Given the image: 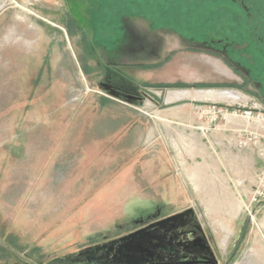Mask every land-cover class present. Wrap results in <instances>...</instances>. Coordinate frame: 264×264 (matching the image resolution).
Instances as JSON below:
<instances>
[{"label":"rangeland","instance_id":"1","mask_svg":"<svg viewBox=\"0 0 264 264\" xmlns=\"http://www.w3.org/2000/svg\"><path fill=\"white\" fill-rule=\"evenodd\" d=\"M241 1L246 13L240 0H0V264H78L80 250L122 235L155 205L194 209L220 264H264V207L249 216L235 196H211L206 178L190 182V151L170 145L177 125L159 123L185 102L150 99L227 87L255 99L200 48L213 32L239 45L244 66L264 72V0ZM125 26L143 45H159L156 54L130 53ZM128 52L129 65L121 62ZM175 52L177 64L162 67ZM189 71L196 82H172ZM179 84L186 87H164ZM136 85L151 89L149 99L128 100ZM163 153L171 175L159 166Z\"/></svg>","mask_w":264,"mask_h":264},{"label":"flooded vegetation","instance_id":"2","mask_svg":"<svg viewBox=\"0 0 264 264\" xmlns=\"http://www.w3.org/2000/svg\"><path fill=\"white\" fill-rule=\"evenodd\" d=\"M210 1L222 6L227 5V0ZM240 2L243 12L246 13L244 2ZM123 29L133 40L130 53L156 54L154 51L159 45H143L141 38L130 32L128 26ZM222 31L223 29H218L216 33ZM200 48L220 59L252 88L253 96L264 109V72L255 73L252 68L243 65L245 57L237 43H230L226 37L216 39L215 34L211 32ZM130 53L122 59L123 64L129 65L126 57L130 56ZM107 88L116 92L115 87ZM80 251L76 256L79 258L78 264H220L213 237L192 208L168 212L164 206L155 205L150 212L130 222L122 235L106 242L92 243Z\"/></svg>","mask_w":264,"mask_h":264},{"label":"built area","instance_id":"3","mask_svg":"<svg viewBox=\"0 0 264 264\" xmlns=\"http://www.w3.org/2000/svg\"><path fill=\"white\" fill-rule=\"evenodd\" d=\"M193 112V130L199 138L222 136L229 160L242 152L241 163L230 168L228 184L232 196L241 200L242 211L251 216L264 207V109L255 99L241 96L204 102ZM211 153L218 158L214 149Z\"/></svg>","mask_w":264,"mask_h":264},{"label":"crops","instance_id":"4","mask_svg":"<svg viewBox=\"0 0 264 264\" xmlns=\"http://www.w3.org/2000/svg\"><path fill=\"white\" fill-rule=\"evenodd\" d=\"M169 55H173L170 60H168L167 62L164 63V66H167L170 63H175L177 64V59L178 58V53H170ZM155 62V61H154ZM185 64V65H183ZM178 65L180 67H187V63H184L182 61L178 62ZM189 73V78H187V74ZM187 74L183 73L182 76H178V79L175 77L176 80H172V82H185V83H192V82H196L197 81V77L198 75L195 73L193 74L192 71L188 72ZM145 83L148 81H144ZM139 85L134 86V88H136L132 93H130L131 95L128 96V100H130L131 102H135V103H139L141 102V100L143 101V99L147 98L149 99V96L145 93V91H148V93H150L151 89L149 87H145V89H141L144 92H141L140 88L138 87ZM116 89H118V91H123V89L119 88V87H115ZM138 88V89H137ZM224 88V87H223ZM228 89L225 90L224 92L226 93H222V92H195L193 94L190 95H183L182 92H179L178 90L176 91H169L166 92L163 96H150V99L153 100V103L157 104V105H162V106H169V105H175L178 104L179 102H185L181 105H175L171 108V110L169 111V113L166 114V111L162 113V115H160L162 118H164V121H160L159 123L165 124V122H169L171 124L177 125V127H174L172 129L173 133H176L177 136L179 138H175V139H170V145L173 148L174 151H178L181 155L180 151H185V150H189L190 151V156L188 157L189 162H190V166H191V170L188 173L187 178L188 180H190V182H194V183H198V182H203L205 180H203L204 178H206L208 180V183L210 182L212 184L209 192L210 194L212 193L211 196H218V191L221 190V192L226 193V197L229 198H233L232 196V192H231V188L230 185L228 184L229 181V177L231 176V170L230 168L234 167V164H240L241 161L243 160V154L242 152H236L235 156L233 157L232 160H229V149L227 148V146L224 144L223 142V138L222 136H216L214 138H212L211 140L208 139V141H203L202 138L198 137V133L195 132V130H193V124H194V113H193V108L196 107L199 104H202L204 102H207L206 99H215V100H211V101H222V100H232V99H236V98H241V94L237 89H233L232 87H227ZM231 88V89H229ZM139 91L142 93V95L140 96L138 93ZM217 95H219L222 98H218ZM162 97V98H161ZM161 98V99H160ZM198 98H204V99H200L198 100ZM219 99V100H218ZM149 108L152 109L155 105H152L151 102H148ZM179 108V110H178ZM116 115V114H115ZM188 123L189 125H185L184 130L182 128H178L179 127H183L184 125L182 123ZM159 132L161 130H158ZM169 131V129H168ZM221 137V138H220ZM210 140V141H209ZM214 142L210 145V142ZM219 143H218V142ZM182 142H188V144H185L184 147L181 146ZM217 144V145H215ZM210 145V146H209ZM216 147V148H213ZM210 149H214L216 151V149L219 150L220 157L219 158H213L212 154H210ZM197 151H201V153L199 154V152ZM198 153V154H197ZM205 158L206 161L208 162L207 164H197L196 161H198V159L200 158ZM158 160H160V167H163L165 169V171L171 175L170 172V164H169V156L166 153L160 154L158 156ZM195 162H194V161ZM202 161V160H201ZM203 162V161H202ZM179 165H182L181 162H178ZM201 167H207L208 169H204V171H202L200 168ZM201 180V181H199ZM197 186V185H196ZM209 189V188H208ZM235 202V201H234ZM229 212H234L235 211V205L233 207V211H229ZM229 214V213H228Z\"/></svg>","mask_w":264,"mask_h":264},{"label":"trees","instance_id":"5","mask_svg":"<svg viewBox=\"0 0 264 264\" xmlns=\"http://www.w3.org/2000/svg\"><path fill=\"white\" fill-rule=\"evenodd\" d=\"M147 87V86H146ZM159 87V86H158ZM164 87H172V88H182V87H186V86H184V85H181V84H179V85H177V86H164ZM195 88H215V87H221V86H207V85H195L194 86ZM223 87H226V86H223ZM222 87V88H223Z\"/></svg>","mask_w":264,"mask_h":264},{"label":"bare ground","instance_id":"6","mask_svg":"<svg viewBox=\"0 0 264 264\" xmlns=\"http://www.w3.org/2000/svg\"><path fill=\"white\" fill-rule=\"evenodd\" d=\"M216 96H217L218 98H222V97H220V96H219V95H217V94H216Z\"/></svg>","mask_w":264,"mask_h":264},{"label":"water","instance_id":"7","mask_svg":"<svg viewBox=\"0 0 264 264\" xmlns=\"http://www.w3.org/2000/svg\"><path fill=\"white\" fill-rule=\"evenodd\" d=\"M189 211H191V210H189Z\"/></svg>","mask_w":264,"mask_h":264}]
</instances>
